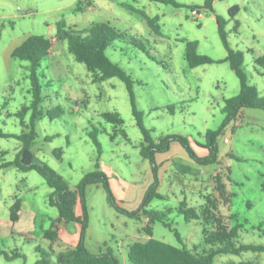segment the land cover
<instances>
[{
  "label": "rangeland",
  "instance_id": "374dc122",
  "mask_svg": "<svg viewBox=\"0 0 264 264\" xmlns=\"http://www.w3.org/2000/svg\"><path fill=\"white\" fill-rule=\"evenodd\" d=\"M175 1L184 7L150 0H91V6L88 0H0V133L12 136L0 137V264H38L43 259L55 264L60 253L81 240L80 224H56L60 214L50 204L54 190L37 171L2 168L16 160L23 149L17 137L28 129L35 128L32 152L37 164L51 167L72 190L99 166L109 178L117 203L129 214L142 208L155 182L153 166L141 154L144 135L128 85L119 79L94 83L86 66L69 52L68 42L56 40L59 23L77 31L106 23L120 32L122 40L107 53L132 81L136 106L157 144L184 137L198 158H207L209 150L203 146L208 132L223 128L226 101L241 91L229 62L191 69L186 60L187 43L195 41L201 55L216 62L228 58L217 17L228 22L229 44L244 54L249 84L264 97V66L258 64L264 58V0H219L214 11L205 9L207 0ZM235 6L240 12L231 19L229 10ZM129 8L159 18L160 34ZM30 37L54 40L51 55L38 71L42 103L34 127L33 111L25 118L27 126L18 116L34 101L31 63L13 57ZM107 113L120 114L123 127L107 122L103 117ZM216 146L219 162L209 166L191 160L179 143L157 155L158 192L163 199H154L149 210H172V214L165 223L152 226L155 240L205 255L211 249L205 230L212 226L203 213L210 210L229 229L242 225L235 241L238 246L264 245L260 232L264 221V111H242L217 138ZM18 201L21 211L13 220L12 209ZM86 204L89 252L113 251L120 264H131L129 248L151 239L146 232L149 220L118 212L100 185L86 188ZM182 209H194L200 218L187 222ZM76 212L82 216V206ZM55 224L62 236L56 244L45 238ZM215 264H264V253L220 256Z\"/></svg>",
  "mask_w": 264,
  "mask_h": 264
},
{
  "label": "trees",
  "instance_id": "16d2710c",
  "mask_svg": "<svg viewBox=\"0 0 264 264\" xmlns=\"http://www.w3.org/2000/svg\"><path fill=\"white\" fill-rule=\"evenodd\" d=\"M139 1V0H133ZM152 2L161 3L165 5H173L177 8L184 6L177 3L175 0H150ZM219 0H207L205 9L214 11V4ZM224 1V0H220ZM91 0H88V6H91ZM197 8V7H193ZM129 10L137 12L141 15L148 26L156 33L160 34L159 18H150L146 13L137 11L132 8ZM240 10L237 6L229 10L231 19H235ZM217 24L219 33L223 43L225 44L229 56L224 61L216 62L207 56L199 53V42H188L186 50V60L191 69H196L201 66L210 65L214 63L229 62L231 68L241 82V91L238 96L226 101L223 113L226 115V121L223 128L218 132L209 131L207 134V145L203 147L209 150V156L205 159H200L193 151L190 141L184 137H174L171 142L168 139L163 140L157 144L153 137L151 130L147 129L144 124V114L138 110L135 102V95L132 90V81L123 70V68L114 63L108 55V50L122 40V35L111 24H94L91 29L87 31H77L68 28L64 22L59 23L58 36L56 40L67 41L69 52L74 56L75 60L86 66L88 71L93 75L94 83H104L112 79H119L128 85L131 100L133 105L134 115L137 119L138 127L144 135V143L142 144V156L149 160L153 166L155 182L149 190L148 196L144 200L142 208L135 213H127L117 203L112 190L110 188L109 178L97 166V170L88 174L83 180L82 184L77 190H72L67 181H65L58 173L45 163L37 164V158L32 152V146L36 140L35 128L20 137L19 141L23 143V149L18 154L13 163L2 165V168L15 167L22 172L37 171L47 182V184L54 190L50 196V204L57 208L60 214L59 219L56 220L58 225L80 224L82 227L81 240L74 248H69L59 254L58 261L55 264H120L117 256L113 251L101 253L100 255H93L89 252L85 244V234L88 229L89 216L86 204V188L90 185H100L108 193L110 204L120 213L129 214L133 218L141 216L149 220L146 228L147 234L151 237L148 242L135 243L128 251V258L131 264H215V261L220 256L233 255L240 256L245 252L264 253V245H242L238 246L236 240L239 238V231L242 229L241 224L235 225L233 228H228L222 224L220 219L215 215V212L208 210L203 213V217L207 224L212 226V230H205L207 244L211 247L210 251L205 255L193 253L186 248H177L168 245L164 242L155 240L153 238L152 226L157 222L165 223V220L172 214V210L160 212L149 210L154 199H163L158 192L160 187L159 179V165L156 158L160 153L170 152L173 143H179L188 153L191 160L195 161L201 166L215 165L219 162V150L216 146L217 138L222 134L224 129L234 120H236L242 111L247 109L264 111V97H261L258 90L249 84L248 76L245 71V57L242 52L233 50L228 41L227 26L228 22L222 18L217 17ZM237 25L235 30L237 31ZM53 41L44 37H30L13 53V57L22 61L30 62V79L32 83V90L34 94V101L29 107H25L18 115L25 123V118L29 112L33 111L31 125L40 118L39 109L42 103L41 86L39 81L38 71L41 69V63L44 59L51 55L53 48ZM135 43V44H134ZM134 46L144 50L142 45ZM258 64L264 66V58L258 61ZM104 119L117 127H123L124 120L118 113H107L103 115ZM0 137L10 138L12 136L0 133ZM94 138L96 136L94 135ZM98 146L99 142L95 139ZM62 151L59 155H62ZM61 157V156H59ZM222 187V186H221ZM78 205L82 206L83 214L78 216L76 209ZM21 211V202L18 201L12 209V219L17 220L18 214ZM180 213L186 215V221L192 222L198 220L200 217L194 209L181 210ZM235 216L233 215V218ZM54 225L53 229L45 234V238L56 244L60 241L61 236L59 228ZM168 226V225H166ZM260 232L264 235V221L260 226ZM177 238L182 242L180 235L177 233ZM1 254V253H0ZM19 257H8L13 260ZM38 264H53L52 262L43 259Z\"/></svg>",
  "mask_w": 264,
  "mask_h": 264
},
{
  "label": "crops",
  "instance_id": "0c3cea01",
  "mask_svg": "<svg viewBox=\"0 0 264 264\" xmlns=\"http://www.w3.org/2000/svg\"><path fill=\"white\" fill-rule=\"evenodd\" d=\"M60 236H61V234H60ZM61 238H62V236H61Z\"/></svg>",
  "mask_w": 264,
  "mask_h": 264
},
{
  "label": "built area",
  "instance_id": "2783aa9c",
  "mask_svg": "<svg viewBox=\"0 0 264 264\" xmlns=\"http://www.w3.org/2000/svg\"><path fill=\"white\" fill-rule=\"evenodd\" d=\"M226 142H228V140Z\"/></svg>",
  "mask_w": 264,
  "mask_h": 264
}]
</instances>
